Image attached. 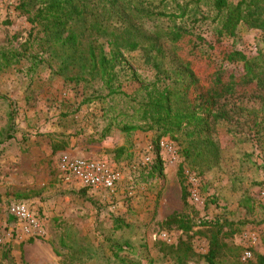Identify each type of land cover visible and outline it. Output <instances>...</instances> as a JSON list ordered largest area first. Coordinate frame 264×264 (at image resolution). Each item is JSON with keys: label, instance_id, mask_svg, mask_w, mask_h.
<instances>
[{"label": "rangeland", "instance_id": "1", "mask_svg": "<svg viewBox=\"0 0 264 264\" xmlns=\"http://www.w3.org/2000/svg\"><path fill=\"white\" fill-rule=\"evenodd\" d=\"M18 1L0 0V49L21 55L14 68L0 73V97L17 113L9 133L10 108L0 100V223L8 205L30 202L45 223L46 235L0 246V264H123V258L176 264L174 250L180 242L197 256L185 264H207L202 256L215 229L226 245L217 264H246L264 255V89L220 102L231 118L217 120L211 132L219 161L198 176L199 203L188 196L183 201V174L198 170L183 159L178 137H163L176 155L170 163L162 160L161 174L153 172L142 157L147 144L155 146V134L120 131V119L114 120L110 110L115 101L97 100L105 94L95 83L59 77V61L48 58L39 43L43 36L15 10ZM263 42V33L240 26L234 38L221 39V46L248 56ZM125 58L141 82L152 80L139 53ZM260 119L263 124L255 132L254 121ZM65 151L118 167L123 177L114 197L104 201L82 188H65L56 170ZM173 214L190 221L187 232L167 221ZM250 236L255 245L251 259L243 261Z\"/></svg>", "mask_w": 264, "mask_h": 264}, {"label": "trees", "instance_id": "2", "mask_svg": "<svg viewBox=\"0 0 264 264\" xmlns=\"http://www.w3.org/2000/svg\"><path fill=\"white\" fill-rule=\"evenodd\" d=\"M15 10L43 36L39 43L50 60L59 61V77L95 83L105 94L97 100L115 101L110 110L114 120L120 119V131L154 133V147L160 138L178 137L183 159L198 170L197 176L219 161L211 132L217 120L231 118L220 102L264 89V42L248 56L221 46V39L234 38L240 26L264 34V0H19ZM133 53L151 69V81L136 77L125 58ZM20 59L19 52L0 49V73ZM0 100L10 108V133L16 108ZM262 120L254 121L255 132ZM155 152L150 165L161 174L162 159ZM186 196L183 190L181 199ZM167 221L182 232L190 229V221L176 214ZM218 232L208 234V251L202 256L207 264H217L226 247ZM174 251L176 264L197 257L184 242ZM120 262L140 264L124 258ZM246 264H264V256Z\"/></svg>", "mask_w": 264, "mask_h": 264}, {"label": "built area", "instance_id": "3", "mask_svg": "<svg viewBox=\"0 0 264 264\" xmlns=\"http://www.w3.org/2000/svg\"><path fill=\"white\" fill-rule=\"evenodd\" d=\"M156 149L161 159L169 163L176 155L173 145L167 139L160 138L156 147L151 144L145 146L142 157L145 165H150L156 158ZM56 170L57 178L65 188H82L104 201L114 197L123 177L121 170L107 161L84 158L66 151L60 153L56 161ZM183 175L188 198L193 203H199V177L188 171ZM44 224L32 203L25 201L12 203L6 207V220L0 223V246L28 239H43L46 235ZM247 243L249 246L243 252V261L251 259L250 248L255 245V238L250 236Z\"/></svg>", "mask_w": 264, "mask_h": 264}]
</instances>
